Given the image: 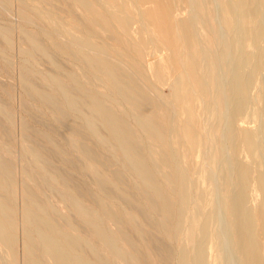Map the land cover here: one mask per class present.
<instances>
[{
    "label": "bare ground",
    "instance_id": "1",
    "mask_svg": "<svg viewBox=\"0 0 264 264\" xmlns=\"http://www.w3.org/2000/svg\"><path fill=\"white\" fill-rule=\"evenodd\" d=\"M0 264H264V0H0Z\"/></svg>",
    "mask_w": 264,
    "mask_h": 264
}]
</instances>
